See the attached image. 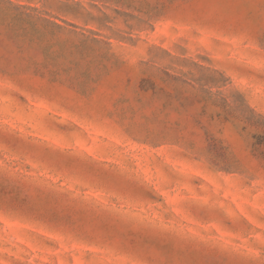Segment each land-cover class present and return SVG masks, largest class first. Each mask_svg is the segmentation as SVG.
<instances>
[{"label": "rangeland", "instance_id": "rangeland-1", "mask_svg": "<svg viewBox=\"0 0 264 264\" xmlns=\"http://www.w3.org/2000/svg\"><path fill=\"white\" fill-rule=\"evenodd\" d=\"M264 0H0V264H264Z\"/></svg>", "mask_w": 264, "mask_h": 264}, {"label": "trees", "instance_id": "trees-1", "mask_svg": "<svg viewBox=\"0 0 264 264\" xmlns=\"http://www.w3.org/2000/svg\"><path fill=\"white\" fill-rule=\"evenodd\" d=\"M259 138H260V139H264V136H263V135H260Z\"/></svg>", "mask_w": 264, "mask_h": 264}]
</instances>
